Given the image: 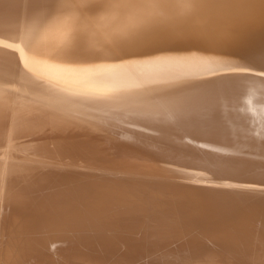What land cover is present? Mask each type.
Returning <instances> with one entry per match:
<instances>
[{"label": "bare ground", "instance_id": "obj_1", "mask_svg": "<svg viewBox=\"0 0 264 264\" xmlns=\"http://www.w3.org/2000/svg\"><path fill=\"white\" fill-rule=\"evenodd\" d=\"M0 264H264V0H0Z\"/></svg>", "mask_w": 264, "mask_h": 264}]
</instances>
